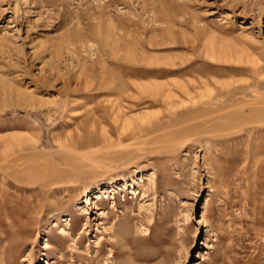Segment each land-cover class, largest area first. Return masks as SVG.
<instances>
[{
    "label": "rangeland",
    "instance_id": "374dc122",
    "mask_svg": "<svg viewBox=\"0 0 264 264\" xmlns=\"http://www.w3.org/2000/svg\"><path fill=\"white\" fill-rule=\"evenodd\" d=\"M0 264H264V0H0Z\"/></svg>",
    "mask_w": 264,
    "mask_h": 264
},
{
    "label": "bare ground",
    "instance_id": "6f19581e",
    "mask_svg": "<svg viewBox=\"0 0 264 264\" xmlns=\"http://www.w3.org/2000/svg\"><path fill=\"white\" fill-rule=\"evenodd\" d=\"M164 83H148V84H140L139 87L142 89V90H146V91H153L154 93L158 94L159 90H161V88H164L163 87ZM169 89V88H168ZM169 91V90H168ZM161 94V93H160ZM164 96H166V98L168 99L169 98V95L171 96V94H169L168 92H163ZM196 100L193 98V101ZM194 102H197V101H194ZM143 119V118H142ZM132 120H134V118H132L131 120H126L127 121V124L124 123L125 125L127 126H131L133 124ZM143 122V121H142ZM123 123V122H122ZM123 127V126H122ZM16 138H19V139H15L13 138V140H16L18 141L19 143L21 142V139H22V136H18ZM24 138V137H23ZM22 143V142H21ZM20 145V144H19ZM61 231H63V229H61ZM18 247V246H17ZM17 247L15 245L11 246V247H7L6 250L4 252L1 253V257L3 258L6 254V252H10L11 254V258H12V261H15L19 254H20V251L17 250ZM50 245L45 242L44 244V247L43 249H46V248H49Z\"/></svg>",
    "mask_w": 264,
    "mask_h": 264
}]
</instances>
